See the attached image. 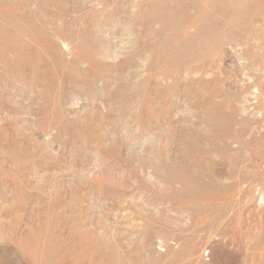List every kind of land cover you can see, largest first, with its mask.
Masks as SVG:
<instances>
[{"label":"rangeland","instance_id":"obj_1","mask_svg":"<svg viewBox=\"0 0 264 264\" xmlns=\"http://www.w3.org/2000/svg\"><path fill=\"white\" fill-rule=\"evenodd\" d=\"M0 264H264V0H0Z\"/></svg>","mask_w":264,"mask_h":264}]
</instances>
